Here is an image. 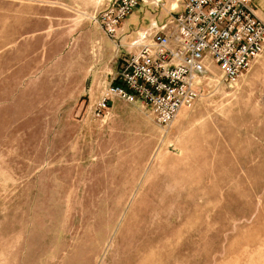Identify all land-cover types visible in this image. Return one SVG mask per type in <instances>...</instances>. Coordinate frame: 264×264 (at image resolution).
Returning <instances> with one entry per match:
<instances>
[{"label": "rangeland", "instance_id": "374dc122", "mask_svg": "<svg viewBox=\"0 0 264 264\" xmlns=\"http://www.w3.org/2000/svg\"><path fill=\"white\" fill-rule=\"evenodd\" d=\"M108 1L0 0V264H264V52L234 80L209 64L168 128L119 98L98 118Z\"/></svg>", "mask_w": 264, "mask_h": 264}, {"label": "built area", "instance_id": "2783aa9c", "mask_svg": "<svg viewBox=\"0 0 264 264\" xmlns=\"http://www.w3.org/2000/svg\"><path fill=\"white\" fill-rule=\"evenodd\" d=\"M143 1L109 0L97 17L105 33L120 40L123 20ZM130 46L136 50L119 57L117 75L94 103V115L106 117L119 98L141 102L168 128L199 97L209 64L234 80L264 52V21L252 0H185L164 22L138 31Z\"/></svg>", "mask_w": 264, "mask_h": 264}, {"label": "crops", "instance_id": "0c3cea01", "mask_svg": "<svg viewBox=\"0 0 264 264\" xmlns=\"http://www.w3.org/2000/svg\"><path fill=\"white\" fill-rule=\"evenodd\" d=\"M252 3H253V2H252ZM176 6L179 7L178 3H177ZM138 8H140V7H138ZM138 8H137V9H138ZM253 8H254V11H255L256 15H257L262 21H264V20L262 19V17L258 14V10L256 9L254 3H253ZM132 13H133V12H132ZM133 14H134L133 19H134V18H137V15H136L135 13H133ZM144 20H145V19H144ZM146 22H147V21H146ZM146 22H145V24H144L143 26H139V27H137V30H136V31H135V30L133 31L134 33H133V32H129V31H131V30L128 29V26L130 25L129 22H125V23L122 24V26H121V28H120V32H119V38H120V42H121V45L119 44V50H121L123 53H125V52H127V51H129V50H132V51L136 50L135 48L131 47L130 44H131V42H132L133 40H136V39H137V32H138V31L147 28V27L149 26L150 23H153V22H150L149 24H146ZM156 23H161V22H156ZM147 25H148V26H147ZM144 26H145V27H144ZM129 36H131V37H133V38H132L131 40L127 39ZM118 67H119V65H118ZM115 99H116V98H114L113 102L111 103V106H112V104L114 103ZM110 109H111V108H110ZM109 113H110V110H109ZM108 115H109V114H108ZM179 116H180V115L178 114L177 117H179ZM177 117H176V118H177Z\"/></svg>", "mask_w": 264, "mask_h": 264}, {"label": "bare ground", "instance_id": "6f19581e", "mask_svg": "<svg viewBox=\"0 0 264 264\" xmlns=\"http://www.w3.org/2000/svg\"><path fill=\"white\" fill-rule=\"evenodd\" d=\"M176 5H177V3L174 2L173 5H172V7H173V8H174V7H177Z\"/></svg>", "mask_w": 264, "mask_h": 264}]
</instances>
